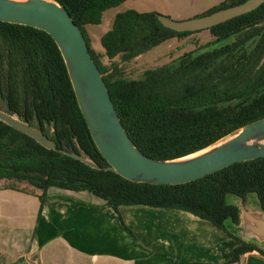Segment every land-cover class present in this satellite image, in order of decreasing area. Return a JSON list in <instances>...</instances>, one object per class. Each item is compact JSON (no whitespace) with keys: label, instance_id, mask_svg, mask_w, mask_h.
<instances>
[{"label":"trees","instance_id":"trees-1","mask_svg":"<svg viewBox=\"0 0 264 264\" xmlns=\"http://www.w3.org/2000/svg\"><path fill=\"white\" fill-rule=\"evenodd\" d=\"M57 1L82 29L125 128L148 156L172 159L192 154L264 117V3L208 29L216 40H228L222 46L186 52L146 69L141 78H129L119 72L123 64L167 40L201 30L175 31L163 26L156 11L128 9L116 14L112 28L102 36L101 53L83 27L101 23L106 10L126 0ZM244 1L226 0L206 13ZM0 95L7 111L42 130L58 148L48 149L0 120V180H26L39 188L38 218L51 187L88 191L119 215L123 205L181 209L225 231L228 219L241 224V208L227 202L229 194L243 201L255 194L264 212V157L236 162L186 183L153 184L93 168L61 152L82 153L109 166L80 109L64 57L43 29L0 20ZM236 239L227 261L190 264H229L247 252L264 254L259 244Z\"/></svg>","mask_w":264,"mask_h":264},{"label":"water","instance_id":"water-1","mask_svg":"<svg viewBox=\"0 0 264 264\" xmlns=\"http://www.w3.org/2000/svg\"><path fill=\"white\" fill-rule=\"evenodd\" d=\"M262 3L264 0H246L182 20L160 13L158 19L163 26L175 31H197L248 13ZM0 20L43 29L54 38L91 135L109 166L102 167L82 153L59 149L61 152L93 168L110 169L128 180L153 184L186 183L233 163L264 157V117L240 126L192 154L172 159L148 156L131 139L85 35L66 6L57 0H0ZM0 120L44 147L58 150L51 137L17 113L0 109ZM238 205L243 229L264 241V212L249 211L241 203Z\"/></svg>","mask_w":264,"mask_h":264},{"label":"crops","instance_id":"crops-1","mask_svg":"<svg viewBox=\"0 0 264 264\" xmlns=\"http://www.w3.org/2000/svg\"><path fill=\"white\" fill-rule=\"evenodd\" d=\"M19 192L35 196L39 203L36 224L25 226L19 249H3L12 263L19 257L22 264L223 263L231 257L236 238L248 241L237 231L242 222L227 223L225 231L181 209L146 205L120 206L119 215L88 191L58 187L49 188L38 218L41 191ZM229 264H264V254L247 252Z\"/></svg>","mask_w":264,"mask_h":264},{"label":"rangeland","instance_id":"rangeland-1","mask_svg":"<svg viewBox=\"0 0 264 264\" xmlns=\"http://www.w3.org/2000/svg\"><path fill=\"white\" fill-rule=\"evenodd\" d=\"M223 1L226 0H126L120 5L106 10L101 23L87 24L83 28L90 39L92 47L97 52L103 53L101 38L112 28L114 18L118 12H123L128 9L156 11L174 19L182 20L202 15ZM227 41L216 40V37L208 29H202L197 33L183 37H174L148 50L142 56L123 64L119 72L129 78H141L146 69L157 68L172 60H176L179 56L189 51L197 54L204 50L222 46ZM102 60L107 61L106 58H102ZM0 109L7 110L6 102L1 95ZM13 185L25 191L35 192L39 190V188L26 180H0V186ZM237 201L246 210H260L258 198L255 194H250L245 201L234 194L227 195L228 203L237 204ZM38 203V198L31 194L11 189L0 190V254L2 252L1 255L3 256H0V264H22L21 261L23 260L20 257L18 259L19 262L12 263L11 255L3 253V249H19L18 246L21 244L22 239L25 238L27 232L25 226H34L36 224ZM227 223H232V221L228 219L225 224L227 225ZM237 231L240 237H246L248 241L255 242L264 248V241L253 237L243 227H239Z\"/></svg>","mask_w":264,"mask_h":264}]
</instances>
